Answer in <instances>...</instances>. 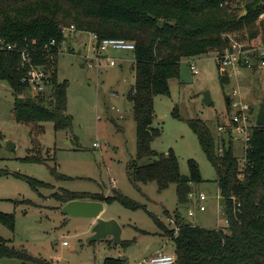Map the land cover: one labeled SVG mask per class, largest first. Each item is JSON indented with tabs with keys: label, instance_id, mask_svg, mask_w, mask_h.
I'll list each match as a JSON object with an SVG mask.
<instances>
[{
	"label": "rangeland",
	"instance_id": "obj_1",
	"mask_svg": "<svg viewBox=\"0 0 264 264\" xmlns=\"http://www.w3.org/2000/svg\"><path fill=\"white\" fill-rule=\"evenodd\" d=\"M225 6L238 15L243 10V1L228 2ZM259 32L253 37L247 29L226 34L233 46H242L253 43ZM63 47L57 67L59 79L68 81L67 111L73 117L72 128L55 130L50 121L19 122L13 111L11 85L7 80H0V172L9 173L0 175V211L15 216L14 229L0 221V235L10 246L26 249L52 264H105L107 258H123L127 264H148L143 261L160 251L175 254L167 229H175L176 225L170 221L172 216L165 214V209L172 213L179 211L192 224L228 231L217 171L189 120L203 119L215 137L217 124L233 113L230 102L243 100L253 106V121L257 122L264 102V69L244 70L231 77L225 73L229 83L223 86L216 59L219 51H211L184 58L179 74L169 80L170 95L155 96L154 126L161 128V135L153 141L152 147L158 155L173 150L184 175L190 174V161L197 162L203 180L192 184V192L208 197L203 202L207 209L201 211L197 199L179 201L175 183L160 190L152 181L141 184L142 190H139L129 179L127 165L137 156V126L129 100L136 75L134 51L109 48L100 53L97 60L89 35L84 32H68ZM111 59L116 62L114 65ZM192 63L198 73L192 70ZM46 73L51 74L49 68ZM205 91L210 92L211 105L203 101ZM45 93L51 96V87H47ZM7 140L16 144L14 150L8 149ZM235 153L240 158L243 156L241 143H236ZM34 154L46 158L48 163L20 159ZM157 159V156L144 158L139 164H150ZM50 167H56L68 178L57 179ZM13 173L44 181L50 187L34 189L26 177ZM64 190L105 196H114L117 190L139 202L143 206L139 209H130L117 200L105 202L101 218L120 223L125 244L113 245L111 235L88 243L94 221L86 217L70 218L62 212L64 204L53 194ZM190 210L193 215L189 214ZM154 216L166 230L160 229ZM0 264L20 262L0 259Z\"/></svg>",
	"mask_w": 264,
	"mask_h": 264
},
{
	"label": "trees",
	"instance_id": "obj_2",
	"mask_svg": "<svg viewBox=\"0 0 264 264\" xmlns=\"http://www.w3.org/2000/svg\"><path fill=\"white\" fill-rule=\"evenodd\" d=\"M232 1H243L240 14L225 6ZM263 11L264 0H0V80L11 85L13 111L19 122L50 121L55 130H66L72 128L73 117L67 111L68 81L58 76L57 58L65 40L62 27L71 23L79 30L95 32L100 39L134 42L136 75L129 100L137 126V156L127 165L129 179L139 190L141 184L152 181L160 190L175 183L179 201L186 203L192 184L202 182L203 178L195 160L190 161V174L184 175L173 150L158 155L153 149V141L161 135V128L154 126L155 96L170 95L169 80L179 74L184 58L224 51L231 44L226 34L229 32L247 29L250 36L257 34L260 26H264V19H259ZM53 40L56 44L50 46ZM1 42L15 48H2ZM23 49L30 51L33 64L50 69L51 96L31 94L27 80L30 66L23 64ZM220 77L223 86L229 83L221 72ZM225 121L226 118L220 123ZM189 125L217 171L229 232L192 224L179 211L172 213L165 209V214L174 217L180 228L178 232L167 229V236L175 246V264H264V127L255 129L247 149L248 165L242 166L232 143L226 142L223 154H218L214 133L207 122L195 118L189 120ZM156 156L158 159L153 163L139 164L144 158ZM20 159L48 163L38 154ZM50 169L57 179L68 178L56 167ZM3 174L9 173L0 172ZM13 174L26 177L34 189L50 187L44 181ZM115 191L114 196H105L64 190L55 192L53 197L62 204L74 199L104 203L117 200L130 209L143 207ZM154 219L160 229L166 230L159 218ZM0 221L14 229V214L0 211ZM0 259H16L20 264H52L26 249L10 246L1 235ZM105 264L127 262L123 258H107Z\"/></svg>",
	"mask_w": 264,
	"mask_h": 264
},
{
	"label": "built area",
	"instance_id": "obj_3",
	"mask_svg": "<svg viewBox=\"0 0 264 264\" xmlns=\"http://www.w3.org/2000/svg\"><path fill=\"white\" fill-rule=\"evenodd\" d=\"M259 19H264V11L260 14ZM62 32L65 36V40L68 37V32H84L89 35L90 46L92 50L96 53L97 60L100 59V53L106 52L109 48L115 49H128L135 51L136 46L135 43L126 39L121 38H103L100 39L98 34L92 31H83L79 30L76 25L72 24L70 26H63ZM65 40L61 43L60 53L63 52V45ZM2 48L7 50H13L15 48L14 45L8 44L4 45L1 42ZM56 44V40L51 41L50 46H54ZM238 46V45H237ZM236 45L233 46L231 44L230 47L226 48L222 52H218L216 59L219 63L220 72L225 75L228 73L230 77L233 74H240L244 70H258L264 69V26H260V32L258 34L257 39L253 43L243 44L242 46ZM59 53V54H60ZM21 57L23 64L29 65L30 69L28 71L27 80L29 81V85L31 88V92L35 91L40 94H46L45 89L47 87H51V74L46 73L47 69L44 65H36L32 62L31 53L27 49H23L21 51ZM53 58V57H52ZM110 63L114 65L116 62L111 59ZM192 70L195 73H198V69L195 63H192ZM259 78V77H257ZM256 78V79H257ZM257 80H260L257 79ZM230 108L232 110V114L229 113V117L226 118L225 122L218 123L216 126V150L218 154H223L226 142L229 144L232 143L234 150L236 143H241L244 148V154L241 157L242 166H247V149L249 147L250 140L253 136V133L257 127H264L258 125V114H257V122L253 121L254 108L250 103L242 101H232L230 102ZM98 145V144H95ZM190 199H197L200 203L199 208L201 211H206L207 207L203 203L207 200V195L204 193L195 194L193 192L189 195ZM233 200H236L235 197H232ZM222 196H220V200ZM222 205V204H221ZM240 206V204L238 203ZM219 212V206H218ZM190 215H193V211H189ZM225 215V212H224ZM227 226L229 225V220L225 216ZM170 221L175 223V218L171 217ZM179 227L176 226L175 231H179ZM64 245L67 244V241L63 242ZM177 260L176 254H168L163 251L158 252L152 257L145 259L143 262L148 264H175Z\"/></svg>",
	"mask_w": 264,
	"mask_h": 264
},
{
	"label": "water",
	"instance_id": "obj_4",
	"mask_svg": "<svg viewBox=\"0 0 264 264\" xmlns=\"http://www.w3.org/2000/svg\"><path fill=\"white\" fill-rule=\"evenodd\" d=\"M246 12H244L245 14ZM259 79V78H257ZM204 103L211 105L213 103L210 92L205 91ZM228 103L230 99L227 98ZM258 125L264 126V102L258 112ZM7 147L9 150H14L16 144L12 140H7ZM105 209V203L103 201L87 200V199H74L65 203L61 210L65 215L70 218L73 217H86L92 219L93 228L91 230L92 234L87 239V242L99 241L108 237L113 236V245L122 244V226L115 219L104 220L101 218V214Z\"/></svg>",
	"mask_w": 264,
	"mask_h": 264
},
{
	"label": "crops",
	"instance_id": "obj_5",
	"mask_svg": "<svg viewBox=\"0 0 264 264\" xmlns=\"http://www.w3.org/2000/svg\"><path fill=\"white\" fill-rule=\"evenodd\" d=\"M121 66L123 67L124 65H123V64H121Z\"/></svg>",
	"mask_w": 264,
	"mask_h": 264
}]
</instances>
